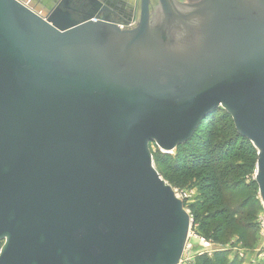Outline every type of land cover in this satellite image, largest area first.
<instances>
[{"label": "water", "instance_id": "95a60500", "mask_svg": "<svg viewBox=\"0 0 264 264\" xmlns=\"http://www.w3.org/2000/svg\"><path fill=\"white\" fill-rule=\"evenodd\" d=\"M0 0V264H179L192 218L157 173L223 110L264 208V0Z\"/></svg>", "mask_w": 264, "mask_h": 264}, {"label": "trees", "instance_id": "16d2710c", "mask_svg": "<svg viewBox=\"0 0 264 264\" xmlns=\"http://www.w3.org/2000/svg\"><path fill=\"white\" fill-rule=\"evenodd\" d=\"M151 154L157 173L169 185L184 188L195 183L199 198L190 206V216L200 235L219 243L237 236L245 247L256 244L259 207L252 196L257 188L254 182L245 183V176L255 169L256 151L237 134L223 110L207 116L174 155L157 149ZM196 264L238 263L229 262L227 254L221 252L212 258L198 257Z\"/></svg>", "mask_w": 264, "mask_h": 264}, {"label": "rangeland", "instance_id": "374dc122", "mask_svg": "<svg viewBox=\"0 0 264 264\" xmlns=\"http://www.w3.org/2000/svg\"><path fill=\"white\" fill-rule=\"evenodd\" d=\"M149 148H150L151 153L156 152V149L158 150V148L154 144H152ZM169 154L174 155V151H172ZM152 159H153V157H152ZM153 165H154V161H153ZM154 168H155V165H154ZM255 168H256V164H255ZM254 171H255V169L252 170V173L250 175H252ZM250 175L245 176V179L247 177H249ZM169 186H171V185H169ZM171 188L173 189V191L175 192L177 197L183 201L184 208L190 215V213H191L190 206L193 205L196 202V200L199 198L198 188L195 186V183H192L191 185H187L184 188H180L177 186H171ZM256 188H257V186H256ZM253 190H254V192H253L252 199L257 202V205L259 207V211L255 217V218H257L259 212L262 210V203H261V200H260V197L258 194V188L256 190L254 188ZM184 194H185L186 198H183ZM192 221H193V218H192ZM191 232L193 234H199L198 225L195 224L194 221L192 222V225H191ZM191 244H193V245L196 244V240L193 237L191 238ZM220 244H222V246L224 248H227L228 251L226 250L223 252H225L227 254V260L229 262H237L238 264H263L264 263V259L258 258V254L256 253V248L259 245V239L253 247H245L243 242H241L239 237H237V236H233L232 238H230L229 240H227L223 243L220 242ZM1 246H2V244L0 243V248H1ZM239 253H241L243 255V257L238 256Z\"/></svg>", "mask_w": 264, "mask_h": 264}, {"label": "built area", "instance_id": "2783aa9c", "mask_svg": "<svg viewBox=\"0 0 264 264\" xmlns=\"http://www.w3.org/2000/svg\"><path fill=\"white\" fill-rule=\"evenodd\" d=\"M255 183V171L252 175L245 179L246 184ZM183 198H186L185 194ZM258 227V239L259 245L256 248V253L258 258L264 259V208L259 212L256 221ZM195 238L196 244H191V238ZM227 248H224L222 244L214 241L213 239H208L203 237L200 234H193L191 228L188 233V241L185 245L181 260L179 264H196V259L198 257H207L212 258L215 254L226 251ZM228 251V250H227ZM238 256L243 257L241 253Z\"/></svg>", "mask_w": 264, "mask_h": 264}, {"label": "flooded vegetation", "instance_id": "af4514ba", "mask_svg": "<svg viewBox=\"0 0 264 264\" xmlns=\"http://www.w3.org/2000/svg\"><path fill=\"white\" fill-rule=\"evenodd\" d=\"M175 4L194 5L204 0H171ZM106 11L102 16L109 19L120 28H133L139 18V0H101ZM159 0H150L149 11L152 15L159 10Z\"/></svg>", "mask_w": 264, "mask_h": 264}, {"label": "crops", "instance_id": "0c3cea01", "mask_svg": "<svg viewBox=\"0 0 264 264\" xmlns=\"http://www.w3.org/2000/svg\"><path fill=\"white\" fill-rule=\"evenodd\" d=\"M56 0H33L36 7L51 6Z\"/></svg>", "mask_w": 264, "mask_h": 264}]
</instances>
